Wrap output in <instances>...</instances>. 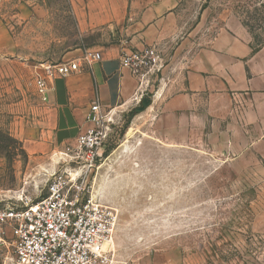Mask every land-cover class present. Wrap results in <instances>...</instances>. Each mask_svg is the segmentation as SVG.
<instances>
[{"label": "rangeland", "instance_id": "obj_1", "mask_svg": "<svg viewBox=\"0 0 264 264\" xmlns=\"http://www.w3.org/2000/svg\"><path fill=\"white\" fill-rule=\"evenodd\" d=\"M174 11L179 38L197 30L204 43L243 27L254 48L264 44V0H178ZM79 15L89 9L77 12L73 0H0V209L38 200L54 172L78 166L75 144L68 156L32 154L26 140L42 135L36 67L126 35L114 22L82 25ZM130 24L128 10L121 25ZM151 73L155 90L105 111L108 135L90 177L96 200L118 212L112 264H264V162L214 152L210 135L171 137L178 121L158 98L162 69ZM143 99L151 104L138 112Z\"/></svg>", "mask_w": 264, "mask_h": 264}, {"label": "crops", "instance_id": "obj_2", "mask_svg": "<svg viewBox=\"0 0 264 264\" xmlns=\"http://www.w3.org/2000/svg\"><path fill=\"white\" fill-rule=\"evenodd\" d=\"M73 4L77 12L89 9L86 17L79 15L80 24L114 22L127 36L99 46L100 61L83 62L79 71L51 81L37 130L42 135L26 140L30 153L74 145L91 124L87 115L94 101L105 112L155 90L151 72L138 77L122 66L121 57L156 45L164 53L157 69L163 74L158 98L164 100V111L178 121L169 135H210L214 152L232 154V159L249 154L264 162V44L254 51L245 28L222 29L203 43L197 41L202 38L197 30L180 38L173 32L178 0H88L83 5L73 0ZM128 10L131 24L126 27L121 24ZM168 34L174 39H165Z\"/></svg>", "mask_w": 264, "mask_h": 264}, {"label": "built area", "instance_id": "obj_3", "mask_svg": "<svg viewBox=\"0 0 264 264\" xmlns=\"http://www.w3.org/2000/svg\"><path fill=\"white\" fill-rule=\"evenodd\" d=\"M101 59L100 51L89 49L73 59L40 64L35 70L36 94L48 102L54 78ZM162 60L160 49L148 45L124 53L121 64L143 78ZM106 120L99 101H94L87 115L91 124L75 143L72 157L78 166L54 172L38 200L0 209V264H112L118 212L99 203L90 184L108 135ZM66 149L63 154L68 156L70 145Z\"/></svg>", "mask_w": 264, "mask_h": 264}, {"label": "water", "instance_id": "obj_4", "mask_svg": "<svg viewBox=\"0 0 264 264\" xmlns=\"http://www.w3.org/2000/svg\"><path fill=\"white\" fill-rule=\"evenodd\" d=\"M151 104V100H146V99H143L142 100V106L140 108L137 109V111H142L144 110L145 108H147L149 105Z\"/></svg>", "mask_w": 264, "mask_h": 264}, {"label": "trees", "instance_id": "obj_5", "mask_svg": "<svg viewBox=\"0 0 264 264\" xmlns=\"http://www.w3.org/2000/svg\"><path fill=\"white\" fill-rule=\"evenodd\" d=\"M260 47V46H259ZM259 47L254 48V51L257 50Z\"/></svg>", "mask_w": 264, "mask_h": 264}]
</instances>
